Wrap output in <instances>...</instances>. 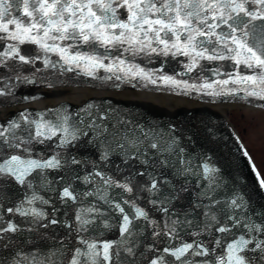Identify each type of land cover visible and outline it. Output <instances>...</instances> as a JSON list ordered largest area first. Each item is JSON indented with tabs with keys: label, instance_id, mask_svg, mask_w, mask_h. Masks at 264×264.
I'll use <instances>...</instances> for the list:
<instances>
[{
	"label": "snow or ice",
	"instance_id": "obj_1",
	"mask_svg": "<svg viewBox=\"0 0 264 264\" xmlns=\"http://www.w3.org/2000/svg\"><path fill=\"white\" fill-rule=\"evenodd\" d=\"M0 42H5V47L0 50V68L15 72L16 80L23 79L27 83L34 81L28 76L22 77L21 72L25 68L34 69L33 75L41 71L35 68L38 60H42L46 69L59 66L61 74L72 72L83 63L89 69L86 74L94 79L127 83L140 79L152 85L161 82L172 88L183 86L185 94L192 89L202 91L231 82L245 87L228 92L221 87L205 94L220 96L244 91L246 96L264 101V0H0ZM25 44L36 46L44 55L22 49ZM49 53L58 59L52 60ZM137 60H147L150 64L158 60L160 66L146 69ZM169 61H175L182 71L169 75L166 71ZM221 61H230L233 70L222 71L224 65L218 63ZM99 69L111 75L99 77L96 75ZM205 72L227 79L209 81ZM189 74H192L190 79L201 81L198 87L195 83L189 84L188 80L178 79ZM115 86L119 87L118 84ZM144 86L147 87V83ZM6 88L0 87V96L10 94V89ZM92 107L89 104L84 111L91 115ZM19 117V120L0 123V181H12L27 189H33L37 182L48 187L52 184L49 170L90 164L92 170L82 177V183L93 185L92 190L77 193L69 183L62 188L60 199L64 203L79 200L82 205L88 197H95L102 205L81 207L75 213V223L64 226L69 230L75 228L79 234L87 232V226L94 224L96 217L115 214L119 220V239L100 241L78 236V243L83 248H75L68 264H137L140 237L147 228L151 229L153 243L146 246V251L159 253L149 264H250L241 253L246 250L264 253V239L252 235L264 234V223H254L236 213V209L246 211L242 198L230 201L216 198L218 169L207 162L202 164L207 186L195 193V200L190 199L191 191L186 181L179 178L200 176L201 173L193 170L190 159L180 155L183 149L179 150L177 160L169 158L175 151V141L169 144L154 137L148 143V133H143V140L139 137L129 139L127 130L122 132L116 125L109 129L95 120L86 124L84 119L71 124L69 116L56 123L30 120L25 112ZM90 131L94 135L87 143L98 142V146L103 147L99 160L105 167L113 154L122 158L127 170L122 180L107 174L96 161H82L75 156L62 155L60 151L47 158L43 155L34 157L36 144L44 145L56 137V149H69ZM137 165L144 166V171ZM158 168L165 171L157 172ZM168 168L173 169V179H168L165 174ZM115 170L117 173L125 171L120 165H116ZM75 179L81 177L75 176ZM260 183L264 186V180ZM115 189L120 191L113 193ZM145 193L147 196L142 197ZM141 199H146L162 219L152 218L149 211L137 203ZM35 201L49 204L33 192L19 206L7 208V212L31 216L33 222L37 218L48 219L46 213L36 208H24V203L32 205ZM184 201L188 202V207L183 210L182 219L178 205ZM197 209L201 211L197 212ZM201 214L203 223L197 219ZM59 223L57 219H48L41 227ZM0 225H3L2 215ZM111 226L108 220L104 221L105 228ZM241 227L247 229L249 238L245 235L235 237L233 229ZM212 230L222 234L210 241L213 247L196 239ZM20 231L16 223L9 221L6 226H0V241L5 239V234ZM181 233L193 237L191 242L184 240ZM228 236L232 239L225 245ZM160 238L167 242L162 252L156 248ZM252 245L254 247H250ZM139 255L142 257L143 253ZM12 264H21V261L14 259ZM33 264H44V261L33 257ZM48 264H55L51 257Z\"/></svg>",
	"mask_w": 264,
	"mask_h": 264
},
{
	"label": "water",
	"instance_id": "obj_2",
	"mask_svg": "<svg viewBox=\"0 0 264 264\" xmlns=\"http://www.w3.org/2000/svg\"><path fill=\"white\" fill-rule=\"evenodd\" d=\"M13 15H15V12ZM7 43L14 42L7 41ZM4 47L5 42H0V50H3ZM24 48L30 49L34 55H44L34 45L25 44L22 46V49ZM100 51L102 52L103 49H100ZM47 55L54 61L58 59L57 56L51 53ZM136 62L140 63L146 69L158 68L160 66V61L158 60L151 64L147 60H137ZM60 63L62 64L63 61H60ZM105 63L107 64L109 61H105ZM218 63L224 65L222 69L224 72L233 70L230 67V61H221ZM65 67H68V65H65ZM241 67L243 66L241 65ZM35 68L41 71L35 72L33 75L34 69L25 68L21 72L22 77L28 76L29 79L34 81L33 83L24 82L23 79L16 80L15 72L9 71L7 68H0V87L7 86L6 90L10 89L9 95L0 96V108H12L9 113H4V117L0 118V123H6L10 119L19 120V114L21 112H25L30 120H41L42 122L52 121L53 123H56L64 116H69V122L71 124H75L78 120L84 119L86 124L95 120L97 124L107 125L109 129L113 125H116L122 132L125 129L127 130L129 139L139 137L143 140V133H148V143L152 142L154 137L162 141H167L169 144L175 141V151L170 156L168 153H164L163 155L177 160L179 158L177 156L179 150L183 149L184 151L180 155L186 160L190 159L193 170L201 173L200 176L189 175L188 177L179 178L181 181H186V186L191 191V200L196 199V192L203 190L207 186L208 182L203 178L202 174V164L207 162L211 167L218 169L216 183L219 187L216 191V198L228 201L232 198H242L246 211L244 209H236V213L248 217L254 223H264V186L260 183L262 180L261 176L246 147L241 142L238 133H236L232 124L229 123L227 116L220 114L211 107L215 104L234 103L241 106L245 105L252 108L264 109V106H261L264 105V101L255 97L246 96L244 91H236L234 94L220 96L205 94L206 92L219 90L221 87L225 92H228L233 89H242L245 85L232 84L230 82L227 85H214L212 89L202 91L192 89L185 94L183 86L181 88H172L161 82H158L157 85H152L140 79L133 80L131 83L124 82V80L105 81L102 79H94L92 76L86 74L89 69L83 63L80 68H74L72 72H64L63 74H61L59 66L56 69H52L51 67L46 69L42 60L37 61ZM166 71L169 75H172L174 72L182 71V69L175 61H169L166 66ZM119 74L123 76V73ZM96 75L103 77L111 75V73H106L104 69H99ZM191 75L178 77V79L188 80L189 84L195 83L198 87L201 81L199 79H190L189 77ZM204 75L209 77V81L227 79L226 76H211L208 72H205ZM146 83L147 87L144 86ZM117 84L119 87L115 86ZM49 85L52 86L49 87ZM100 90L109 93L135 91L141 93L146 92L145 94L152 92L153 95L159 96L172 95L185 98L189 102H196L197 105L190 108L182 107L169 110L164 106L159 107L146 100H129L116 98L112 95H102L101 97H91L81 102L71 100L60 101L57 104L40 109L33 106V103L40 99H48L70 93ZM89 104L93 106L89 110L91 115L84 111ZM101 116L105 117V119L101 120ZM93 135L94 133L90 131L87 137H82L81 141L69 149H56L55 143H58V140L56 137H53L52 141H46L44 145H34V157L43 155L47 158L55 154L56 151H60L62 155L67 154L69 157L75 156L82 161H96L107 174L122 180L127 175L126 166L122 164V158L113 154L110 163L105 167L103 162L99 160L103 147L98 146V142L96 144L87 143V141L92 139ZM159 158H163V156ZM153 159H156V157H153ZM116 165H120L125 171L117 173L115 170ZM137 167L139 170L144 171V166L137 165ZM91 170L90 164L86 166L74 165L59 171L49 170L48 177L52 181V184L48 187H42L37 182L33 189L23 188L12 181H0V215L3 216V225L0 226H6L7 222L11 221L16 223L22 230L16 234H5V239L0 241V264H12L14 259H19L21 264H33V257L37 260L44 261V264H48L49 257H51V260L55 264H68L75 248H83L78 243V236L89 240L100 241L119 239V220L115 214L96 217L94 224L87 226L88 231L79 234L75 232V228L69 230L64 226L65 223H75V213L81 207L86 208L93 205L100 207L102 205V202L98 201L95 197H88L82 205L79 203V200L77 203H73L72 201L64 203L60 199L62 188L68 186L69 183L77 193L92 190L93 185H85L82 183V177ZM149 171H152V169H149ZM156 171L164 172L165 170L158 168ZM172 172V168L166 170L165 174L168 179H173ZM75 176H79L81 179H75ZM60 177H64V179L61 180ZM139 179L137 177V180ZM197 184H199V188H197ZM112 191L114 193L120 190L115 189ZM33 192L43 199L48 200L49 204H42L40 201H35L32 205L24 203V208H36L38 211L46 213L48 219H57L60 222L59 224L49 225L48 228H43L41 225L47 223L48 219L37 218L33 222L31 216L23 217L7 212V208L19 206ZM141 195L142 197L147 196L146 193ZM137 203L145 207L152 218L157 220L162 219L161 214L153 211L151 206L147 204L146 199L138 200ZM187 207V201L181 202L178 205L182 219V212ZM104 208L106 210V206ZM196 211L200 212L201 210L197 209ZM89 218L91 219L93 217L89 216ZM197 219L201 223L204 221L202 214ZM105 220H108L112 225L110 228L104 227ZM28 229H33V231H28ZM233 234L237 238L239 235H245V238H249L247 229L242 227L233 229ZM181 235L188 242H191L193 239L190 235H185L184 233H181ZM221 235L214 233V230H212L211 233H205L196 239L207 243L209 247H213L214 245L210 241ZM252 235L257 239H264V234L253 233ZM231 239L232 236H228L227 240L224 241L225 245ZM140 240L141 245L137 249V264H149V261L159 254L146 251V246L153 243L150 228L146 229L144 236L140 237ZM160 241V243L156 244V248L162 252V249L167 246V242L164 238H160ZM4 244H7L8 247H3ZM250 247H254V245ZM140 253H143L142 257L139 255ZM241 255H244L250 264H264V259H261L264 253L260 250H246ZM25 257H27V260L24 259Z\"/></svg>",
	"mask_w": 264,
	"mask_h": 264
},
{
	"label": "bare ground",
	"instance_id": "obj_3",
	"mask_svg": "<svg viewBox=\"0 0 264 264\" xmlns=\"http://www.w3.org/2000/svg\"><path fill=\"white\" fill-rule=\"evenodd\" d=\"M102 95L107 96H114L116 98H124V99H137V100H146L150 102L151 104H155L159 107H166L169 110L176 109V108H182V107H192L197 105L196 102H189L183 98H179L176 96H165V95H149L145 93H135V92H128L123 91L121 93L118 92H105V91H87V92H80V93H70V94H64L56 97H50L48 99H40L39 101H36L33 103V106L37 108H44L49 107L50 105H54L59 103L60 101H85L86 99H89L91 97H101ZM214 110L219 112L220 114H225L226 111L233 107H240L236 106V104H216L211 106ZM12 108H0V118L4 117V113H9Z\"/></svg>",
	"mask_w": 264,
	"mask_h": 264
},
{
	"label": "rangeland",
	"instance_id": "obj_4",
	"mask_svg": "<svg viewBox=\"0 0 264 264\" xmlns=\"http://www.w3.org/2000/svg\"><path fill=\"white\" fill-rule=\"evenodd\" d=\"M235 127L258 171L264 178V111L247 107H233L225 113Z\"/></svg>",
	"mask_w": 264,
	"mask_h": 264
}]
</instances>
